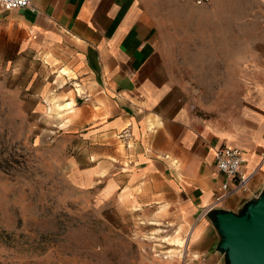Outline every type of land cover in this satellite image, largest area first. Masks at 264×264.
<instances>
[{"label": "crops", "instance_id": "0c3cea01", "mask_svg": "<svg viewBox=\"0 0 264 264\" xmlns=\"http://www.w3.org/2000/svg\"><path fill=\"white\" fill-rule=\"evenodd\" d=\"M226 1L31 0L26 8H0V33L16 42L18 55L50 71L52 80L73 84V98L61 101L76 113L80 147L71 164L105 182L104 200L130 192L127 201L140 204L131 214L163 210L169 226L187 236L181 264H224L206 216L225 180L214 164L216 147L239 148L242 170L254 172L247 194L218 207L237 210L264 187V0H252L248 10L260 28L249 38L214 28ZM198 57L224 63L201 65ZM212 72L227 79L241 73L236 87L252 106L244 127L214 124L195 110L194 94L186 97L192 84L203 88L192 73Z\"/></svg>", "mask_w": 264, "mask_h": 264}, {"label": "rangeland", "instance_id": "374dc122", "mask_svg": "<svg viewBox=\"0 0 264 264\" xmlns=\"http://www.w3.org/2000/svg\"><path fill=\"white\" fill-rule=\"evenodd\" d=\"M225 3L214 28L246 38L259 32L247 18L252 0ZM23 57L0 33V264H181L188 239L162 218L163 210L131 214L140 204L127 201L130 192L104 200L105 182L71 164L80 147L76 113L61 101L73 98V84L67 77L52 80L50 71ZM210 59L224 63L221 57H198L196 63ZM250 59L245 57L246 82ZM227 60L235 65L237 58ZM240 74L192 73L203 88L192 84L186 97L194 94L195 110L214 124L244 127L252 106L236 87Z\"/></svg>", "mask_w": 264, "mask_h": 264}, {"label": "water", "instance_id": "95a60500", "mask_svg": "<svg viewBox=\"0 0 264 264\" xmlns=\"http://www.w3.org/2000/svg\"><path fill=\"white\" fill-rule=\"evenodd\" d=\"M218 234L224 264H264V187L237 209L206 213Z\"/></svg>", "mask_w": 264, "mask_h": 264}, {"label": "built area", "instance_id": "2783aa9c", "mask_svg": "<svg viewBox=\"0 0 264 264\" xmlns=\"http://www.w3.org/2000/svg\"><path fill=\"white\" fill-rule=\"evenodd\" d=\"M197 5L206 4L212 0H191ZM31 0H0V8L3 10H13L29 7ZM214 164L216 169L225 175V180L221 184L220 192L214 195L212 202L207 208L218 207L227 197L234 195H245L250 191V180L253 171L242 170L245 164V157L237 147L219 145L214 150Z\"/></svg>", "mask_w": 264, "mask_h": 264}, {"label": "bare ground", "instance_id": "6f19581e", "mask_svg": "<svg viewBox=\"0 0 264 264\" xmlns=\"http://www.w3.org/2000/svg\"><path fill=\"white\" fill-rule=\"evenodd\" d=\"M67 72V71H66ZM79 89V88H78ZM182 239V238H181ZM181 239H179V238H176V239H174V241L175 242H177V243H180L181 242ZM182 244V243H181ZM183 246V245H182Z\"/></svg>", "mask_w": 264, "mask_h": 264}]
</instances>
